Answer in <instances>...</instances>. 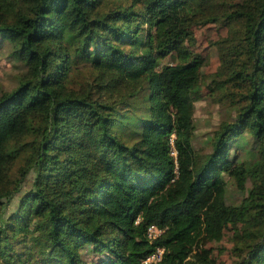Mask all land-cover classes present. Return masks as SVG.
Wrapping results in <instances>:
<instances>
[{"label":"trees","instance_id":"16d2710c","mask_svg":"<svg viewBox=\"0 0 264 264\" xmlns=\"http://www.w3.org/2000/svg\"><path fill=\"white\" fill-rule=\"evenodd\" d=\"M207 23L229 27L208 86L229 115L200 153L186 41ZM3 44L24 71L0 91V264H142L156 246L154 264H213L196 249L226 225L234 264H264V0H0Z\"/></svg>","mask_w":264,"mask_h":264},{"label":"rangeland","instance_id":"374dc122","mask_svg":"<svg viewBox=\"0 0 264 264\" xmlns=\"http://www.w3.org/2000/svg\"><path fill=\"white\" fill-rule=\"evenodd\" d=\"M228 28V26H220L216 23H207L193 25L187 30L186 42L188 46L193 53L202 59L198 78L190 91L194 105L192 142L200 153L209 150L208 137L218 128L220 122L227 119L229 115L227 107L217 100V95L209 96L208 88L212 79L223 75L220 41L227 35ZM8 48L6 44L0 45V91L14 88L17 84V77L24 71V67L19 62H15L13 57L8 54ZM168 61L174 62V55L163 60V62ZM93 75L92 68L81 66L74 71L71 84L78 85L89 80ZM171 146L174 148L173 143ZM172 153L176 155L174 149ZM246 185H250L249 180ZM15 205L16 198L8 206V210L14 208ZM233 234L234 229L226 225L217 238L207 240L196 251L202 250L206 253L213 264H234Z\"/></svg>","mask_w":264,"mask_h":264},{"label":"built area","instance_id":"2783aa9c","mask_svg":"<svg viewBox=\"0 0 264 264\" xmlns=\"http://www.w3.org/2000/svg\"><path fill=\"white\" fill-rule=\"evenodd\" d=\"M162 231L163 229L156 224H149L146 229L147 238L153 241L162 233ZM163 252L164 248L162 246H156L152 252L142 259V264H154L159 262L162 258Z\"/></svg>","mask_w":264,"mask_h":264}]
</instances>
